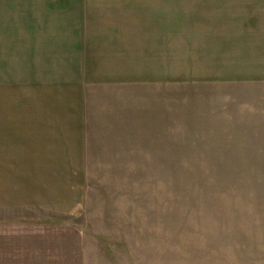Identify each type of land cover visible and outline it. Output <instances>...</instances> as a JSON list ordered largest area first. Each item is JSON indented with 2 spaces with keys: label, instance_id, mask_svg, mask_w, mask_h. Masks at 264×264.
I'll return each mask as SVG.
<instances>
[{
  "label": "rangeland",
  "instance_id": "rangeland-1",
  "mask_svg": "<svg viewBox=\"0 0 264 264\" xmlns=\"http://www.w3.org/2000/svg\"><path fill=\"white\" fill-rule=\"evenodd\" d=\"M7 1L0 0V100L22 101L21 60L7 52L4 33L8 22L24 32L39 0ZM168 1L182 77L185 5L216 3ZM250 2L260 10L253 22L261 0ZM22 4L32 11L22 13ZM139 91L130 96L141 133L114 126L120 138L89 147L86 172L31 173L22 185L13 174L14 195L30 205L10 211L28 213L25 240L39 243L25 264H264V83L178 78ZM108 127L98 136H110Z\"/></svg>",
  "mask_w": 264,
  "mask_h": 264
},
{
  "label": "crops",
  "instance_id": "crops-1",
  "mask_svg": "<svg viewBox=\"0 0 264 264\" xmlns=\"http://www.w3.org/2000/svg\"><path fill=\"white\" fill-rule=\"evenodd\" d=\"M250 1L185 5L189 20L183 24V62L177 69L182 77H175L168 0H39L33 5L35 19L20 26L24 32H12L7 23L3 36L7 52L21 60L25 99L0 100V264L29 263L39 246L25 240L31 230L28 213L10 211V205H30L25 195H14L13 174H22V185L31 173L86 172L89 147L120 138L114 126L120 133L130 125L141 133L137 101L130 95L143 87L173 85L178 78L264 83V0L262 15L253 22L260 10ZM26 5L22 13L32 11ZM108 123L112 137H99ZM90 131L95 137H88Z\"/></svg>",
  "mask_w": 264,
  "mask_h": 264
}]
</instances>
